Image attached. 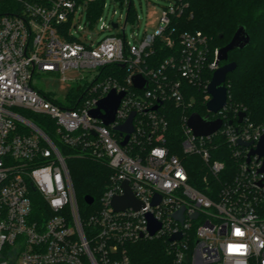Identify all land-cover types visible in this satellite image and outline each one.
Wrapping results in <instances>:
<instances>
[{
    "label": "built area",
    "instance_id": "2783aa9c",
    "mask_svg": "<svg viewBox=\"0 0 264 264\" xmlns=\"http://www.w3.org/2000/svg\"><path fill=\"white\" fill-rule=\"evenodd\" d=\"M95 1L0 0V264H132L126 245L154 238L166 239L175 264H264V174L257 157L248 162L264 121L253 122L233 101L227 81L226 106L217 113L207 109L208 86L222 64L219 49L213 51L202 33L174 38L175 22L189 15V0H171L156 30L134 44L125 33L129 16L124 24H103L101 30L119 32L100 42L71 34L76 13ZM163 50L171 54L159 61ZM68 70L92 78L66 104L34 86L37 75ZM136 76L145 80L143 89L135 88ZM194 88L204 92L206 115L200 116L222 121L208 136L189 127ZM113 91L125 96L107 126L91 112ZM169 104L185 113L181 156L168 141ZM133 113V132L122 146L128 134L117 128ZM40 118L54 122L63 146L108 165L96 212L82 215L66 157ZM225 150L233 169L222 160ZM197 162L204 188L193 176ZM126 184L140 209L116 211L112 203L126 195ZM182 209L180 222L175 214ZM149 216L161 224L154 236ZM178 234L182 238L172 241Z\"/></svg>",
    "mask_w": 264,
    "mask_h": 264
},
{
    "label": "trees",
    "instance_id": "16d2710c",
    "mask_svg": "<svg viewBox=\"0 0 264 264\" xmlns=\"http://www.w3.org/2000/svg\"><path fill=\"white\" fill-rule=\"evenodd\" d=\"M125 2L126 0H116ZM129 20L133 16V5L129 0ZM189 15L182 16L175 22L178 39L184 32H200L209 40V45L214 51L227 46L240 27H244L250 36L251 42L243 49H236L229 54L228 62L238 64L234 73L228 75L227 85L233 101L247 109L248 116L255 123L264 121V0H189ZM105 0H96L90 3L87 11V20L93 23L103 10ZM157 54V52H156ZM159 54V53H158ZM171 54L163 50L158 56L162 61ZM225 64V63H222ZM211 74L207 75V81ZM197 95L193 108L188 113L206 115L204 92L193 89ZM181 108L172 104L167 106L166 118L169 121L168 141L174 147H179L178 155H182V117ZM41 119V118H40ZM40 127L58 145L66 157L72 181L77 192L78 203L82 215L96 212L99 209L98 201L107 189L111 171L104 161H97L81 155L79 150L63 146L56 132L54 122L41 119ZM53 125V126H52ZM224 158L229 169H233L235 162L230 157L228 150ZM219 158V157H218ZM200 163H195L193 176L195 183L204 188L203 174L198 169ZM85 196L95 199V204L89 207ZM46 209V208H45ZM48 209V208H47ZM87 238L89 229L85 228ZM127 253L132 264H175L173 256L167 250V241L163 238L141 240L137 243L126 245Z\"/></svg>",
    "mask_w": 264,
    "mask_h": 264
},
{
    "label": "water",
    "instance_id": "95a60500",
    "mask_svg": "<svg viewBox=\"0 0 264 264\" xmlns=\"http://www.w3.org/2000/svg\"><path fill=\"white\" fill-rule=\"evenodd\" d=\"M130 9L127 11V16L129 14ZM117 27V25H115ZM251 42L250 36L246 33L244 27H240L233 37L232 41L225 47L219 49L218 53V61L217 64L220 66L215 73L213 74L211 83L208 86V93L212 96L211 101L207 104V109L211 112L217 113L221 109H223L228 100V90L226 87V81L228 75L234 73L238 67L236 62H228L230 52L236 49H243ZM134 86L137 89H143L145 85V80L141 76H136L133 79ZM125 94H116L113 91L106 99L102 100L99 103V108L95 111L91 112V116L94 118H99L103 120L104 124L109 126L111 125L116 118V114L121 105V101L124 98ZM101 110H105L106 114L103 115ZM245 116L244 113L241 114V120ZM135 118V113L131 115L127 123L123 126L117 128L118 131L128 134L125 141L122 143V146H125L129 140V135L133 132V120ZM240 120V121H241ZM222 126V121L217 120L214 122L207 121V118H202L199 114L194 113L191 115L189 119V127L193 130L196 136H208L215 132H217ZM245 146H250V144H243ZM254 157L258 158V161L261 162V168L259 169V173L264 174V135L261 137L258 142L256 148L251 149L249 153L248 162L251 163ZM127 189V193L125 196L116 198L112 206L116 211H124L130 207L135 209H140V203L135 200L133 194L128 189L127 184L125 185ZM85 203L88 206H91L95 199L91 196H85ZM158 203L156 200L155 204ZM184 209L175 214V218L180 222L184 221ZM193 219L197 218V215L192 217ZM161 229V224L158 223L152 216H149V233L151 236H154ZM182 238L181 234L175 235L171 240H180Z\"/></svg>",
    "mask_w": 264,
    "mask_h": 264
},
{
    "label": "rangeland",
    "instance_id": "374dc122",
    "mask_svg": "<svg viewBox=\"0 0 264 264\" xmlns=\"http://www.w3.org/2000/svg\"><path fill=\"white\" fill-rule=\"evenodd\" d=\"M129 0L123 5L120 1L105 0V7L98 17L90 26L85 23L87 20V11L81 9L76 13L72 23L70 24V32L77 39H87L89 41L100 42L108 35L117 34V30H101V26L111 25L112 22L125 23L127 11L129 8ZM133 5V16L126 25V36L128 40L134 44L135 37L138 39L146 32H154L158 27L163 10L170 6L171 0H131ZM83 14V17L80 15ZM122 17V19H120ZM78 27H82L79 30ZM84 31V35L83 34ZM67 81H63V79ZM92 78L87 73L75 70H68L61 76L37 75L34 78V86L42 90L48 96L58 99L62 104H66V99L71 93L82 86H86L87 82Z\"/></svg>",
    "mask_w": 264,
    "mask_h": 264
}]
</instances>
